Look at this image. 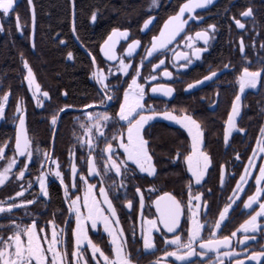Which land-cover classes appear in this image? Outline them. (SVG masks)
I'll return each mask as SVG.
<instances>
[{
	"label": "flooded vegetation",
	"instance_id": "af4514ba",
	"mask_svg": "<svg viewBox=\"0 0 264 264\" xmlns=\"http://www.w3.org/2000/svg\"><path fill=\"white\" fill-rule=\"evenodd\" d=\"M184 2L185 0H160L150 10H145L143 5L145 13H143V17L137 26L116 27L120 30H127L128 36L116 44L114 50L117 59L114 62L118 60L119 56L124 60L131 61L136 58L141 59L142 65L140 74L137 76V82L142 84L146 90L142 101L146 108L145 114H147L148 106H151L156 112L167 110L178 117L184 114L193 115L201 125V149L209 155L210 159L204 178L199 184H196L191 179V173L187 171V163L183 159L191 151V140L187 132L179 124L166 120L161 116H156L150 120L141 130L145 140L149 142V155L152 156V163L156 169L154 175L149 177L147 173H140L131 162H129L130 168L135 169V171L130 170L126 175L117 176L114 171L105 172V161L111 153L101 156V151L107 143L104 137L96 132L95 128H92V149L90 150L88 143L84 142L83 146L81 144V138L84 134L81 124H89L85 116L89 109L85 105H94L91 108L93 113L107 111L109 114L114 115L119 108V100L115 98L122 99L124 89L131 81L129 73L135 74L136 72L132 71L131 67L125 73L106 71L104 83L110 86L108 94H111L114 99L101 104V98L105 95V92L100 91L97 86L91 64L87 77L91 82L90 86L95 91L94 97L82 105L61 104L56 110L58 115L61 113L59 112L61 108L64 109L61 114L68 111L72 113V121L80 129L79 142H77L79 152H83L86 156L77 158V151L73 149L70 152L68 164L64 167L53 155V144L49 148L38 152L40 158L38 163L33 162L36 156L33 152L31 160L25 167L23 178L17 179L14 175H10L0 185V208L4 209L0 211V237L7 239L12 235L14 224H19L21 228H25L36 221L34 234L38 237L43 238L47 235V239L51 241L52 232L57 233L59 239L56 245V251L59 253L57 264H69L73 260L72 252L74 250L77 251V258L83 255L86 260L91 261V264H97V261L92 260L93 253L89 249L87 241L79 247L76 246L73 237V229L76 228V216L75 212H69L72 199L82 196L83 191L78 189H82L79 176L83 174L88 183L94 186L92 199L98 200L103 207L104 214L111 217L100 198L99 186L101 183L104 185L105 192L108 194V198L111 200L116 212V216L111 219L110 225L115 229L113 235L116 236L119 231H124L125 235L119 236L117 243L119 245L121 241L127 242L128 247L125 252L131 254L132 264H264V216L257 217V229L255 231L245 232L240 228V225L259 209V203L257 202H253L250 208L245 209L244 201L256 191L258 186L256 175L259 174L258 165L264 164V155L262 157L258 155L259 148L262 146L261 143H258V138L261 137L260 130L264 127V73L258 78L255 88L246 87L241 92L237 82V77L242 74L245 67L250 72L264 69V0H215L208 7L195 10L194 16L198 19H190L186 14L184 19H187L188 23L183 33L165 49L157 51L147 60L145 58L147 57L146 49L150 47L152 37L159 35L164 22L169 16L174 15ZM249 8L252 10V15L241 16V13ZM150 17L153 19L148 26H145V20ZM237 19L244 25L243 28L237 27L235 23ZM0 24L2 25L1 18ZM208 25H214V28L209 29ZM201 30L207 31L211 39H209L207 45L201 40L194 42V47L204 49L197 58L191 56L192 49L187 47L184 37L194 35L195 32ZM111 31L112 29L108 34ZM133 40L140 41L136 54L131 57L125 56L124 50ZM241 43H243V52L241 51ZM101 44L98 48L101 61L105 64L106 62L109 64L114 63L108 62L102 57L100 53ZM179 52H187L192 62L188 64L186 58L173 59ZM161 59L164 60L163 64L159 63ZM153 65H157V68L154 69ZM181 65L185 66L181 67ZM225 65L228 67L225 68ZM100 69L102 67L97 65V71H100ZM165 71L171 75L164 76ZM210 72H216L217 76L202 86L196 87L194 82L197 80L203 81V77L208 76ZM24 77L23 84L27 98L31 101L34 109L37 110L43 106L47 98L43 95L46 91L41 88L34 76L35 84L39 85V91L33 85L31 96L27 90ZM160 84L171 87L173 89L172 95L164 96L161 92H152V87ZM188 84H194V87L188 89ZM237 92L240 93L241 98L238 101L239 111L235 117L236 128L230 131L229 141L226 144L224 141L225 122L232 107V100ZM61 94L62 97L65 96L63 92ZM20 101L18 100L17 104L21 103ZM22 105L24 107L26 135L29 139L26 125L28 110L25 102ZM51 117H48L50 121ZM241 128L245 131L240 132L239 129ZM104 132L108 140H111L114 134L116 136L120 135L121 129L119 125L109 123L104 127ZM113 147L115 149L113 159L119 161L123 158V150L115 143ZM178 148L181 155L177 160H174L173 157L176 156ZM254 148L256 149L255 154L253 152ZM45 152L49 154L47 158H45ZM252 152V160L255 163L249 166L250 174L246 177L247 183L244 184L240 196L236 197L235 202H233L230 197L233 196L236 181L239 180L245 165L249 164L248 160ZM90 154L94 157L96 172L99 173L92 178H89L87 173L88 156ZM158 154H166V156L161 159ZM237 155H239V159H237ZM12 156H15L16 163L13 167L16 169L20 166V162L25 155L17 157L15 148H12L9 152L8 148L5 147V152L0 161L8 160ZM73 157L77 167L74 178L76 188H73L74 182L72 183L70 179ZM221 165L224 166L225 171L223 182L220 175ZM42 171L45 174L48 197H45L40 191L39 180L37 179ZM55 171H59L61 176L57 177L54 174ZM61 179H63L67 188L68 197L65 196V188L61 187ZM259 186L264 188V183ZM137 187L141 189V195L144 197L143 206H141L140 195L136 192ZM189 188L193 197L192 206L198 214L201 235L204 239L212 238V229L215 228L220 210L225 205L232 203L233 206L222 221V226L216 228L215 236V239L228 236L229 243L227 246L220 245L215 251L203 250L200 248L198 239L194 244V254L188 256L185 260H177L175 256L164 255L166 251L171 253L177 250L175 245L165 244V238L171 239L172 234L164 230L163 224L157 223L158 231L145 225L144 220L159 221V214L156 212L153 202L157 196L168 192L177 201H183L181 222L174 231L186 241L191 215L188 211ZM16 192H22V196L17 197ZM197 193L201 196L199 207L196 206L197 201L194 199ZM261 195L264 196V192ZM66 199L67 202H65ZM29 200L33 203H25ZM257 200H260V197H257ZM128 201L131 202V207L125 206ZM205 202H207V207ZM9 203L13 204L11 209L8 208ZM81 210L83 212L82 207ZM205 212H207L206 216L204 215ZM117 220L119 221V227H117ZM49 221L52 223L49 224ZM82 223L87 231L88 238L105 255L111 258L112 245L110 241L113 237H110L104 231L103 224L98 221L97 227L93 229L90 221H82ZM40 228H46V233L40 232ZM145 230L148 231L152 240L153 248L151 249L144 248L143 232ZM233 232H236V236H232ZM244 237H248V239L244 240V243H240V240ZM23 239L26 243L27 237H23ZM0 243H3V240H0ZM42 247L47 249L48 244L42 243ZM185 251L186 249L180 248L178 254L182 255ZM253 254H258L256 259L251 258ZM95 255L99 259V253L97 252ZM51 261L52 255L49 253L47 255L48 264H51ZM31 264H35V260ZM80 264H85V260H80ZM99 264H104L103 259H99Z\"/></svg>",
	"mask_w": 264,
	"mask_h": 264
},
{
	"label": "snow or ice",
	"instance_id": "6c2138e0",
	"mask_svg": "<svg viewBox=\"0 0 264 264\" xmlns=\"http://www.w3.org/2000/svg\"><path fill=\"white\" fill-rule=\"evenodd\" d=\"M212 3V0H185L179 7V10L174 14L168 17V19L164 22L163 26L160 29L159 35L152 37L151 46L147 47V56H151L158 49H165L166 46L170 45L179 35L183 33L185 30V26L188 23L187 19H184L187 14L190 19H198V17L194 16V12L198 8H203L205 5ZM29 7L32 6V0H28ZM152 4H156V0H152ZM10 10L14 11V0H0V12L4 14L5 17L10 15ZM252 15V10L246 9L241 13V16L247 17ZM96 13L93 12L92 19L95 20ZM153 18H149L145 20V26H148L150 21ZM17 21H19V17H17ZM237 27L243 28L244 25L241 24L240 20H235ZM17 28H20L19 22H17ZM209 29H213L214 25H208ZM143 30V29H142ZM2 31V29H0ZM75 32V29H73ZM127 30H119L116 28L112 29V32L109 34L108 38L104 41V44L101 45V51L104 52L105 56L108 60H116L117 56L113 49L116 46L117 41L121 37H127ZM209 39V33L207 31L201 30L195 32L194 35H188L184 37V40L187 42V47L191 48V56L199 58V54L204 50L199 47H194V42L196 40H201L207 45ZM140 44V41L133 40L126 49L128 54H131L134 49ZM241 51L243 52V43H241ZM91 55V53H89ZM69 58H71L72 53H68ZM146 58V57H145ZM186 58L187 63L190 64L192 60L189 58V54L187 52H179L176 54L173 59ZM130 63V62H129ZM160 64L164 63V60L161 59ZM185 65H181L184 67ZM24 69L27 70V75L24 79L28 82L29 88L35 85L37 91H39V85L35 84V79L32 73L31 68L29 67L28 62L25 60L23 62ZM93 67H96L95 59H93ZM228 66L225 65V68ZM129 68L128 63H124L123 60L120 61V71L123 73ZM153 68H157V65H153ZM262 73H264V69L258 70L256 72H250L247 67L243 68L242 74L237 77V82L239 83L240 91L242 92L246 87L255 88L257 84L258 78L261 77ZM131 81L128 83L127 88L124 89L123 97L115 99L119 100V108L115 112L114 115L109 114L107 111L104 112H91V108L94 105H85L86 108L89 109V112L85 113L89 124L84 125L81 124V128L84 130L86 136H88V145L90 150L93 147V138L91 135V129L95 128L96 132L100 133L101 136L107 141L105 147L101 151V156L104 154H110L107 156V160L105 161V172L114 171L117 176H121L122 174L126 175L128 171H135L138 169L140 173H147L149 177H152L156 171L153 163L152 156L149 155L148 141L145 140L144 136L141 133V130L144 128L145 124H147L150 120L154 119L156 116H161L166 120L173 121L180 125L191 140V151L188 152L187 155L183 157L184 161L187 163V171L191 173V179L195 181L196 184H199L200 181L205 176V171L208 169L210 164L209 155L206 154L201 149L202 144V129L201 125L197 122L193 115L184 114L182 116L173 115L170 111L156 112L151 106L147 108V114L145 104L142 102L144 100V96L146 94V90L144 86L137 82V76L140 74V66L138 65L136 68V73L131 74ZM93 75L97 77V83L100 85V91H104L105 95L101 98V104L105 102L111 101L114 97L111 94H108L109 85L104 83L105 77L101 71L93 72ZM164 76H170L171 74L167 71L163 73ZM216 76V72H210L208 76L203 77V80H209ZM151 78V77H150ZM154 79V78H152ZM201 80H197L194 82L195 85L201 84ZM194 84H188L187 88L191 89L194 87ZM152 92H161L164 96H171L173 93V89L168 87L167 85H154L152 87ZM99 94V93H98ZM9 93L5 92L4 97L0 99V115L3 114L5 101L8 98ZM44 96H48L47 92L43 93ZM240 93L237 92L236 96L232 100V107L228 112L226 126L224 128V141L227 144L229 141L230 131L236 128L235 117L239 111L238 101L240 100ZM215 103V101H214ZM64 109H59V112H63ZM183 111V110H181ZM17 112L19 113V124L16 126V154L18 155H27L29 158L32 155V151L30 148L29 139L24 133V120L25 116L23 112L20 110L19 106L17 107ZM57 114H53L51 117V121L53 124L57 121ZM109 123H114L119 125L121 132L119 136L115 134L111 137V140H108L106 133L104 132V127H106ZM126 125V129H125ZM240 132H244V129H239ZM261 137L258 138V143H261V147L259 148L260 152H264V127L260 130ZM126 137V142H125ZM117 144L120 149L123 150V158L119 159V161L113 159V155L115 149L113 144ZM81 144L83 146V138H81ZM38 151V149H37ZM5 149L0 147V158H2ZM254 154L256 153V149H253ZM45 158L48 157V153L45 152ZM181 155L180 149H177L176 156L173 157L174 160H177ZM94 157L90 154L88 156V166L89 172L88 175H92L96 172V167L93 163ZM237 159H239V155H237ZM129 162L132 165H135V169L130 168ZM16 163L15 158H10L7 165L0 170V185L4 183L7 179L8 174L10 173L12 166ZM55 163V162H54ZM195 163V166H194ZM255 162L249 157V164L245 165V170L241 174L239 180L236 181V187L233 189V196L230 197V200L235 202V198L240 196L241 191L243 190V186L247 183L246 177L250 174L249 166L253 165ZM111 165V167H109ZM27 167V164L25 165ZM259 174L256 175L257 189L256 191L248 196V198L244 201V208L248 209L252 206L253 202L259 203V209L249 217L248 220L244 221L243 224L240 225V228L245 232L252 230L255 231L257 229V217L264 216V196L261 195L264 192V188H261L259 185L264 183V164H259ZM72 173L75 176L77 173V167L75 163L72 165ZM57 177L61 176L59 171H55L54 173ZM99 174V173H96ZM20 175H23V170ZM221 181L223 182V177L225 175L224 166L221 165ZM39 180L40 191L43 193L45 197H48V191L45 184V174L42 171L40 176L37 178ZM80 181L83 184L82 189H78L83 191V205L81 210V206L79 205L80 197L72 199L71 204L69 205V212H75L76 216V228L73 229V237L75 238V244L77 247L82 245L85 241H87L89 249L92 251L93 256L92 260L97 261L99 264V259H103L104 264H132L131 254H126L125 249L128 247L127 242L121 241L118 245L117 238L119 236H124L125 233L123 230L119 231V233L114 236L115 229L112 228L111 219L115 218L116 212L113 207L111 200L108 198V194L105 192V187L101 183L100 184V197L103 199L104 203L107 205V212L111 214V217L106 216L104 214V210L102 205L98 200L92 199V190L93 185L88 183L85 176L83 174L80 175ZM61 187L65 188V196L68 197L67 188L64 185L63 179L60 181ZM123 183V181H121ZM73 188H76L75 182L73 183ZM136 192L140 195L141 198V206H143L144 197L141 195V189L139 187L136 188ZM189 201H188V211L191 214L189 219V227H188V238L187 240H183V238L176 234L174 229H177V226L180 224L181 217V208L183 207V201H177V199L168 192H164L162 195L157 196L155 201L153 202L156 207V212L159 214V221L155 220H144V224L149 228L156 229L157 223L163 224L164 230L167 233L172 234L171 239L165 238V244H172L176 246L175 251L171 253L165 252V256H175L177 260H185L188 256L194 254V244L199 239L200 248L203 250H211L215 251L217 247L220 245L227 246L229 243V237L224 236L222 239H215L216 236V228H220L222 226V221L225 219L226 215L229 213V209L232 208V203L225 205V207L220 210L219 218L216 220L215 228L212 229L211 236L212 238L204 239L201 235V224L198 221V214L193 209L191 196V189L189 188ZM15 195L17 197L22 196V192H16ZM257 197H260V200H257ZM242 198V197H241ZM194 199L197 201V207L200 206L201 196L199 193L196 194ZM67 202V199L66 201ZM27 204H32L33 201H26ZM126 207H131L132 204L130 201L126 202ZM205 206L207 207V202H205ZM13 204L9 203L8 208L11 209ZM3 208H0V211H3ZM86 213V215H84ZM207 215V212L204 213ZM82 221H90L92 228L95 229L97 227V222L103 224L104 231L108 233L110 237L113 239L110 241L112 245V256L111 258L95 244H93L92 240L88 238L87 231L82 223ZM49 224L52 222L49 221ZM117 227H119V221L117 220ZM36 228V221H33L31 225H27L25 228H21L19 224H14V233L10 235L7 239H3L0 237V240H3V243H0V264H31L33 260H35V264H48L47 255L50 253L52 255L51 264H57V257L59 253L56 251V245L59 242L57 237V233L55 231L52 232V239L49 241L47 239V235L43 238L38 237L34 234V229ZM40 232L46 233V228H40ZM135 235V233H133ZM232 236H236V232L232 233ZM23 237H27V242L25 243ZM144 237V248L151 249L153 248L152 240L148 231L145 230L143 232ZM248 239V237H244L240 240V243H244V240ZM42 243H47L48 248L44 249L42 247ZM180 248L186 249V251L181 255L178 254V250ZM99 253V259L95 255ZM77 251L72 252L73 260L69 262V264H80V260H85V264H91V261L86 260L83 255H80L77 258ZM258 254H253L252 259H256Z\"/></svg>",
	"mask_w": 264,
	"mask_h": 264
},
{
	"label": "trees",
	"instance_id": "16d2710c",
	"mask_svg": "<svg viewBox=\"0 0 264 264\" xmlns=\"http://www.w3.org/2000/svg\"><path fill=\"white\" fill-rule=\"evenodd\" d=\"M36 14L34 50L29 43L30 15L27 0H18L14 11L4 20L0 29V99L9 93L3 114L0 115V147L13 148L15 130L13 112L18 100H23L28 110L26 123L28 136L34 148L33 162L40 161L39 151L53 143V155L68 164L70 152H79L80 129L72 121L71 112L61 114L55 126L49 116L56 114L61 104L82 105L94 97L88 72L89 58L76 46L71 37V10L68 0H32ZM75 32L81 44L100 65L99 45L108 32L116 27L137 26L143 17L146 0H74ZM96 13L95 20L92 19ZM19 17L20 28L16 26ZM72 56L69 58L68 53ZM27 61L36 81L48 93L43 106L34 109L27 98L23 77ZM93 86V84H92ZM65 96L62 97L61 93ZM53 132V134H52ZM53 139V141H52ZM38 149V151H37ZM166 154H158L161 159ZM163 161V160H161Z\"/></svg>",
	"mask_w": 264,
	"mask_h": 264
},
{
	"label": "water",
	"instance_id": "95a60500",
	"mask_svg": "<svg viewBox=\"0 0 264 264\" xmlns=\"http://www.w3.org/2000/svg\"><path fill=\"white\" fill-rule=\"evenodd\" d=\"M69 1V4H70V8H71V27H70V29H71V37H72V40L74 41V43L76 44V46L89 58V60H90V62H91V64H92V66H93V56L92 55H89V51L81 44V42L78 40V38H77V35H76V32H74L73 31V29H75V2H74V0H68ZM215 0H212V3L214 2ZM18 2V0H15V3H17ZM212 3H210V4H207V5H205L203 8H205V7H208L209 5H211ZM27 4H28V0H27ZM28 9H29V15H30V31H29V43H30V47H31V50L33 51L34 50V37H35V29H36V14H35V9H34V5H33V2H32V6L31 7H29V4H28ZM198 9H202V8H198ZM198 9H196V10H198ZM17 18H16V26H17ZM1 25V24H0ZM145 25V24H144ZM18 29V28H17ZM116 29H118V28H116ZM120 30V29H119ZM18 31H20L19 29H18ZM121 31H123V30H121ZM112 32V31H111ZM110 32V33H111ZM109 33V34H110ZM109 34L107 35V37L105 38V40L108 38V36H109ZM123 38L124 37H121L118 41H117V43L119 42V41H121V40H123ZM104 40V41H105ZM104 41L102 42V44H104ZM116 43V44H117ZM101 44V45H102ZM130 44V43H129ZM151 46V45H150ZM128 47V46H127ZM127 47H126V49H127ZM137 48H138V46H137ZM137 48L136 49H134L133 50V52L131 53V54H128L127 52H126V49L124 50V54H125V56H128V57H131V56H133V55H135L136 53V51H137ZM159 50H162V49H158L157 51H159ZM113 51L115 52V50L113 49ZM156 51V52H157ZM156 52H154L152 55H154ZM100 53H101V55H102V57L106 60V61H108V62H114L115 60H108L107 59V57L105 56V54H104V52H102L101 51V46H100ZM116 54V53H115ZM151 55V56H152ZM151 56H147L146 57V59L148 60ZM95 63H96V61H95ZM93 70H94V72L95 71H97V65H96V67H93ZM216 76H217V74H216ZM215 76V77H216ZM214 77V78H215ZM213 79V78H212ZM212 79H209V80H212ZM209 80H206V81H202V83L201 84H199V85H196V87H200V86H202L204 83H207V82H209ZM95 81H96V84H97V86L100 88V86H99V84L97 83V77L95 76ZM25 83H26V86H27V90H28V92H29V94L32 96V93H31V89L29 88V84H28V82L25 80ZM195 87V88H196ZM109 102V101H108ZM62 113V112H61ZM61 113H59V115H58V118H57V121L59 120V116H60V114ZM19 124V121L17 122V124H16V126ZM16 131H17V128L15 129V141H14V148H15V151H16ZM24 133H26V130H25V124H24ZM52 141H53V139H52ZM53 144V143H52ZM17 155V157H22L23 155H18V154H16ZM252 156H253V152L251 153V155H250V157L252 158ZM248 162H249V160H248ZM73 163H75V158L73 157V159H72V162H71V169H70V179H71V182L73 183L74 182V178H75V176L73 175V173H72V165H73ZM93 163H94V160H93ZM244 170H245V168L243 169V171H242V173L244 172ZM89 172V166H88V169H87V173ZM97 172H94L92 175H88V177L89 178H92L93 176H95V175H97L96 174ZM99 193H100V191H99ZM101 198V197H100ZM101 200H102V203L107 207V205L104 203V201H103V199L101 198Z\"/></svg>",
	"mask_w": 264,
	"mask_h": 264
},
{
	"label": "rangeland",
	"instance_id": "374dc122",
	"mask_svg": "<svg viewBox=\"0 0 264 264\" xmlns=\"http://www.w3.org/2000/svg\"><path fill=\"white\" fill-rule=\"evenodd\" d=\"M160 0H156V4L155 5H153L152 4V0H146V2L144 3V8H145V10H150V9H152L153 7H155L156 5H157V2H159ZM15 0H14V6H15ZM11 10H10V14H11ZM8 17V16H7ZM7 17H5L4 16V14L2 13V12H0V18L2 19V20H4V19H6ZM121 60H123L124 61V63H128L129 64V68L128 69H130V67L132 68L131 70L132 71H135L136 72V68H137V66L139 65L140 67H141V65H142V62H141V59L139 58H136L135 60H133V61H131V60H124V59H122V57L121 56H119V58H118V60L116 61V62H114V63H112V64H109V63H107L106 62V64L103 62V61H101L100 62V65H99V67L101 66L102 67V69H100V71L102 72V74L103 75H105L106 76V74L107 73H105L106 71H111V72H114V71H120V61ZM130 62V63H129ZM127 69V70H128ZM127 70L125 71V72H127ZM121 72V71H120ZM124 72V73H125ZM21 103H18L16 106H15V109H14V112H13V127H14V130H15V128H16V123H17V121H18V119H19V113L17 112V107L19 106V108H20V110L23 112L24 111V107H23V101L21 100L20 101ZM91 135H92V130H91ZM82 138H83V143L85 142V143H87V141H88V136H86L85 135V133L83 134V136H82ZM29 142H30V148H31V151H32V154H33V151H34V148L32 147V144H31V141H30V139H29ZM5 147H7L6 145H4V149H5ZM13 148H14V143H13ZM258 155L260 156V157H262L263 155H264V152H259L258 153ZM32 156V155H31ZM15 158V156H12V158ZM1 159V158H0ZM31 160V157L29 158L27 155H25L24 157H23V159L21 160V164H20V166L18 167V168H16V169H14V167L12 166V169H11V171H10V173L8 174V177H10V175H14L17 179H21V178H23V176H24V173H25V165L29 162ZM8 161H9V159L8 160H4V161H0V170H2L4 167H5V165H7V163H8ZM23 170V175L21 176L20 175V173H21V171ZM7 177V178H8ZM80 177V176H79ZM81 188L83 187V184L81 183ZM79 204H80V206H81V204H83V192H82V196L80 197V200H79ZM82 207V206H81Z\"/></svg>",
	"mask_w": 264,
	"mask_h": 264
}]
</instances>
